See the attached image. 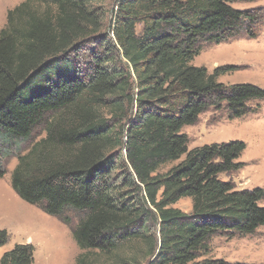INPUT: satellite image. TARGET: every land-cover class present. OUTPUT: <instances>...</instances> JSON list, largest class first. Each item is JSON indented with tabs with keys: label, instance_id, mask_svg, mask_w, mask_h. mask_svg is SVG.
Returning <instances> with one entry per match:
<instances>
[{
	"label": "trees",
	"instance_id": "1",
	"mask_svg": "<svg viewBox=\"0 0 264 264\" xmlns=\"http://www.w3.org/2000/svg\"><path fill=\"white\" fill-rule=\"evenodd\" d=\"M30 1L0 32V145L47 134L18 158L17 195L68 226L66 213L83 216L73 230L83 251L76 264H94V251L116 264H246L204 258L213 237L264 227V189L221 179L242 169L246 144L189 150L183 129L210 110L243 118L264 101V89L226 86L221 70L192 65L204 45L256 39L261 11L234 5L258 0H117L101 38L98 0H35L55 9L40 15ZM183 199L191 213L173 208ZM9 240L0 230V248ZM34 259V246L18 244L0 264Z\"/></svg>",
	"mask_w": 264,
	"mask_h": 264
},
{
	"label": "rangeland",
	"instance_id": "2",
	"mask_svg": "<svg viewBox=\"0 0 264 264\" xmlns=\"http://www.w3.org/2000/svg\"><path fill=\"white\" fill-rule=\"evenodd\" d=\"M27 1L0 0V32L8 24V13ZM116 1L98 0L94 3L93 9L105 16L104 28L98 35H101L99 38L108 31L112 19L110 11L115 7ZM234 7L239 10L261 11L257 38L241 36L218 45H204L192 65L206 68L209 74L221 70L222 74L217 80L226 86L250 83L264 89V0L254 3H237ZM47 9L55 12L54 8L42 6L35 0L30 1V10L39 15ZM141 30L142 28L138 27L137 32L140 33ZM251 106L258 108L257 112L234 120L229 118L226 110H210L202 114L195 125L183 129V133L189 138V150L236 140L246 144V151L238 161L243 164L242 169L233 174L221 176L222 180L232 182L237 190L264 189V101L251 103ZM102 114L108 119L112 117L109 110H103ZM124 123V121L121 122L122 127ZM116 129L120 132V125L117 124ZM46 137L45 129L41 128L30 141L13 143L9 148L2 146L4 143L0 140L2 143L0 162L1 167L6 170L5 177L0 180V230L7 231L10 236L8 244L0 248V260L5 252L13 250L18 244L34 246L33 264H76L79 255L83 252L76 247L73 238V230L83 219L82 215L74 212L66 213L72 222L69 226L65 225L58 218L46 215L38 207L23 202L13 190L7 189L11 188V178L18 166L19 156L29 154ZM60 152L56 154L59 155ZM184 158L164 165L160 173L165 174L172 167L180 164ZM173 208L184 213H191L192 201L183 199ZM208 246L209 253L204 258L223 259L230 263L264 264V227L253 235L235 238L215 236ZM125 252L126 250H120L117 254ZM93 253H96L93 257L94 264H116L109 256L98 255L97 251ZM116 259L118 261L120 256Z\"/></svg>",
	"mask_w": 264,
	"mask_h": 264
},
{
	"label": "crops",
	"instance_id": "3",
	"mask_svg": "<svg viewBox=\"0 0 264 264\" xmlns=\"http://www.w3.org/2000/svg\"><path fill=\"white\" fill-rule=\"evenodd\" d=\"M0 180H2V179H0ZM11 185V184H10ZM8 190H13V192H14V194H16L17 195V193L14 191V189H13V187H12V185H11V188H7ZM18 196V195H17ZM18 198L20 199V200H22L19 196H18ZM23 201V200H22ZM24 202V201H23ZM12 214H14V211H12ZM74 242H75V240H74ZM26 245H29V244H26ZM75 245H76V247L78 248V246H77V244L75 243ZM6 253V252H5ZM3 256V255H2Z\"/></svg>",
	"mask_w": 264,
	"mask_h": 264
}]
</instances>
